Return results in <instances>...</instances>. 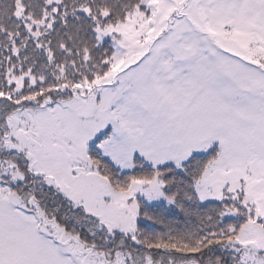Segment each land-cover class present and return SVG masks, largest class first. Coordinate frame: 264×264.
<instances>
[{
	"label": "snow or ice",
	"instance_id": "1",
	"mask_svg": "<svg viewBox=\"0 0 264 264\" xmlns=\"http://www.w3.org/2000/svg\"><path fill=\"white\" fill-rule=\"evenodd\" d=\"M0 264H264V0H0Z\"/></svg>",
	"mask_w": 264,
	"mask_h": 264
}]
</instances>
